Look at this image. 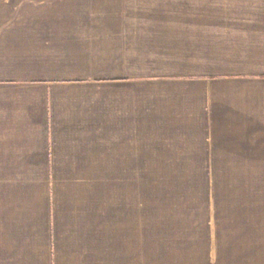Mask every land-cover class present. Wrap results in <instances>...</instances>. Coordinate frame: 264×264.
<instances>
[{"label": "crops", "instance_id": "0c3cea01", "mask_svg": "<svg viewBox=\"0 0 264 264\" xmlns=\"http://www.w3.org/2000/svg\"><path fill=\"white\" fill-rule=\"evenodd\" d=\"M0 264H264V0H0Z\"/></svg>", "mask_w": 264, "mask_h": 264}, {"label": "rangeland", "instance_id": "374dc122", "mask_svg": "<svg viewBox=\"0 0 264 264\" xmlns=\"http://www.w3.org/2000/svg\"><path fill=\"white\" fill-rule=\"evenodd\" d=\"M96 1H107V2H113V1H147V2H156V1H175V0H96ZM177 1H185V0H177ZM155 165V164H154ZM157 165V164H156ZM160 165V164H159ZM161 168L165 167L166 164H161ZM153 164H147V180L148 181H152L153 176ZM159 174V176L161 177L160 180L165 181L166 178L164 177V171H158L157 172ZM159 177V178H160ZM152 184H148L147 185V191H149V193H153L155 190L152 188ZM161 188V186H159ZM159 192H162L161 190H158ZM153 196V195H152ZM173 205V206H172ZM164 209V210H163ZM179 209V210H178ZM181 210H184V201H177V200H148L147 201V206H146V225H147V233H146V239L147 240H152L154 239V229L155 228H160V225H164L165 220L163 219V216L165 215V217L168 218V220L170 219L172 220H178L179 218L176 216L177 212L176 210L179 212L178 214H181L180 212ZM170 218H169V214ZM161 214V215H159ZM159 226V227H157Z\"/></svg>", "mask_w": 264, "mask_h": 264}]
</instances>
